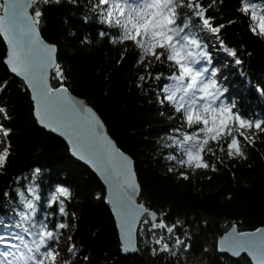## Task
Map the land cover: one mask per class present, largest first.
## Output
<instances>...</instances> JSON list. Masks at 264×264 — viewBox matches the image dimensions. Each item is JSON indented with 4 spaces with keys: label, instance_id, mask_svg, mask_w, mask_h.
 Wrapping results in <instances>:
<instances>
[{
    "label": "trees",
    "instance_id": "obj_1",
    "mask_svg": "<svg viewBox=\"0 0 264 264\" xmlns=\"http://www.w3.org/2000/svg\"><path fill=\"white\" fill-rule=\"evenodd\" d=\"M203 3L207 6L209 0ZM241 7V0H216L207 12L214 18V25H226L218 35L211 36L213 47L221 53L218 82L228 89L224 95L229 102L235 98L242 114L264 116V95L257 91L258 87L264 89V40L250 31L247 15L238 11ZM41 10L39 31L44 40L56 46V62L64 72L61 82L51 70V86L63 83L94 108L118 148L134 161L140 185L138 201L158 216L166 214V223L181 221L182 225L171 237L164 230L155 232L157 239L164 236V243L176 252L175 256L159 251L153 233L142 234L139 230L138 252H122L104 185L71 154L64 140L38 125L26 85L10 73L5 63L7 49L2 36L0 85L8 83L0 91V107L11 119L1 123L11 132L3 137L9 156L0 167V225L14 223L10 216L23 207L17 189L29 196V187H35L40 197L33 200L34 220L46 219L50 226L58 219L67 222V217L59 216L57 205L48 206L55 187L67 186L71 198L66 201V211L76 212L70 243L77 245V254L69 255L65 264H251L245 254L233 258L220 253L216 242L231 226L244 231L264 225V134L256 137L255 144L243 148V158H229L226 151L220 153L217 145L211 144L222 161L217 163L216 171L204 169L205 174L187 179L164 173L162 168L168 164L165 156L170 152L165 134L170 131L169 124L180 121L161 115L154 90L137 87L143 84L138 75L145 71V64L136 62L139 50L132 42L112 44L107 37L101 38L99 31L106 26L99 23L89 0H53ZM196 24L199 21L194 19L192 31ZM221 40L238 50L241 65H235L219 50ZM122 53L126 59L117 63ZM164 65L155 71L167 74L168 62ZM166 111L172 113L173 109L168 107ZM216 156H210V162H216ZM36 168L41 172L33 179ZM185 233L190 237L186 240L190 247L174 248L175 237L185 239Z\"/></svg>",
    "mask_w": 264,
    "mask_h": 264
},
{
    "label": "snow or ice",
    "instance_id": "obj_2",
    "mask_svg": "<svg viewBox=\"0 0 264 264\" xmlns=\"http://www.w3.org/2000/svg\"><path fill=\"white\" fill-rule=\"evenodd\" d=\"M52 2L0 0V36L9 49L5 63L12 73L22 77L24 84L31 90L38 123L67 137L73 154L92 165L104 177L109 189L106 202L112 205L118 219L122 250H135L132 248L133 233L139 225L140 233H153V242L160 245L159 251L170 252L175 256L176 252L164 243V236L157 239L155 232L164 230L171 237L182 222L168 224L165 222L166 214L158 216L157 212L136 203L139 185L136 183L133 161L104 134L103 124L91 108L68 95L63 83L56 88L49 84L50 69L54 70L56 79L61 82L64 80L61 65L56 62V46L45 43L39 31L43 15L41 7ZM71 2L76 3L77 0ZM215 3L216 0H209L205 6L203 0H187L185 6L184 0H89L99 23L106 26L99 31V36L107 37L112 44L132 42L139 50L136 62L145 64L147 76L139 77L143 84L137 87L154 90L161 115H170L172 120L180 121L179 124L168 125L170 131L165 136L166 147L170 152L165 158L181 166L210 168L212 171H216L217 163H222L216 151H226L229 158H243V148L255 144L256 137L264 134V116H245L236 107L235 98L231 102L227 100L224 94L228 89L218 82L219 68L212 66L213 55L208 51V44L191 30L194 19L199 21L202 30L213 35H218L226 27L223 24L214 25V18L207 15ZM251 3L252 0H241L242 7L238 11L250 13L253 21L250 31L264 35V14L254 5L250 7ZM111 29L118 31L113 32ZM219 50L232 58L235 65L243 63L238 50L229 48L222 40ZM149 57L154 58L156 63L147 64ZM125 59L122 53L117 63ZM165 61L168 62L167 74L156 72L158 66H165ZM7 83L4 81L0 85V91ZM257 91L264 95V89L258 87ZM168 107L173 109L172 113H167ZM10 119L6 110L0 107V121ZM10 132L0 123V134L4 138L9 137ZM213 143L217 145L216 151L211 147ZM8 156L9 149L5 148L0 153V167L6 163ZM210 156H216V162H210ZM173 170L169 168L170 172ZM40 172L41 169L36 168L33 179ZM181 178L187 179V176L182 173ZM27 192L32 194L31 199L17 189L26 209L19 213V222L15 225L20 232L11 235L0 233V249H9L7 252L0 251V264H56L57 256L62 251L58 247L60 237L67 223L58 219L50 226L46 219L34 220L36 207L33 200H39L40 197L35 187H29ZM4 196L8 197L9 193L5 192ZM70 198L69 187L56 186L48 206L57 205L59 216L67 217L66 201H70ZM143 216L148 219L142 220ZM187 239H190L187 233L185 239L176 236L173 247L186 250L190 247L186 243ZM21 247L27 253L20 251ZM76 249L77 245L70 243L67 252L70 256L76 255ZM219 250H226L233 256L247 252L256 264H264V229L237 232L233 227L221 239ZM83 259L87 260V257Z\"/></svg>",
    "mask_w": 264,
    "mask_h": 264
},
{
    "label": "rangeland",
    "instance_id": "obj_3",
    "mask_svg": "<svg viewBox=\"0 0 264 264\" xmlns=\"http://www.w3.org/2000/svg\"><path fill=\"white\" fill-rule=\"evenodd\" d=\"M184 4L185 6L187 5V0H184ZM255 6L256 8L260 9L261 10V14H264V0H252V3L250 4V7L251 6ZM248 19H249V23L250 25L253 24V21L251 20L250 18V13L246 14ZM192 30V28H191ZM194 32L205 42L208 44V51H210L213 55V65L214 67H218V62H221L220 61V58H221V53L215 49V47H213V39H212V34L206 30H202V26L199 24H196L195 26V29H194ZM257 33L259 34V32L257 31ZM261 38L264 40V35H261ZM155 62V59L152 58V57H149L148 60L146 61L147 64H151V63H154ZM167 62V61H165ZM140 76H147V73L146 71L140 73L138 75V81H140L139 77ZM220 78V73H218V76H217V79ZM155 96H156V93H155ZM156 99H157V96H156ZM1 123V121H0ZM6 148V142L5 140L3 139V136L2 134H0V153H3L4 149ZM168 161V160H167ZM173 168L174 170L173 171H169V168ZM163 172L166 173V174H171L173 177H181V174H185L187 177H191V178H195V177H199L203 174H205V170L204 169H195L194 167H185V166H181L179 164H176L175 162H172V161H168V164L163 166L162 168ZM26 198L28 199H31L32 195H25ZM22 199V198H21ZM23 211H26V209L24 208V204H23V207L21 210H18L16 215L14 216H10V218H13L12 221L14 223H10V224H2L0 225V233H5V234H14V233H19L20 232V229L19 228H16L15 225L16 223L19 222V213L20 212H23ZM76 216V212L74 211H69L68 212V215H67V228L65 229V231L62 233L61 237H60V241H59V245L58 247L62 249V251L59 253V255L57 256V259H56V264H65V262L68 261L69 259V254L67 252V249H68V246L70 244V240H69V237H70V234L72 232V229H73V220H74V217ZM145 216L142 217V220ZM148 218V217H147ZM14 224V225H13ZM26 226V225H25ZM139 230V228H138ZM26 239L30 240L31 238L30 237H26ZM0 251H9V249H0ZM13 252H15L16 250H11ZM20 251H23L25 253H27V250L22 248L20 249ZM9 259H11V257H9Z\"/></svg>",
    "mask_w": 264,
    "mask_h": 264
},
{
    "label": "water",
    "instance_id": "obj_4",
    "mask_svg": "<svg viewBox=\"0 0 264 264\" xmlns=\"http://www.w3.org/2000/svg\"><path fill=\"white\" fill-rule=\"evenodd\" d=\"M30 12H31V9L29 10ZM2 13V12H1ZM40 35H41V33H40ZM3 38V37H2ZM41 38H42V36H41ZM43 39V38H42ZM4 40V39H3ZM44 40V39H43ZM4 42H5V44H6V49H7V53H6V59H7V56H8V45H7V43H6V41L4 40ZM44 42L45 43H47V44H50V45H54V44H52V43H49V42H47L46 40H44ZM57 49V48H56ZM56 54H57V52H56ZM5 59V60H6ZM7 65V64H6ZM7 67H8V69H9V71H10V73L11 74H13L14 76H16V77H18V78H20V79H22V77H19V76H17L15 73H12L11 72V70H10V68H9V66L7 65ZM50 77H51V69L49 70V84H50V86H51V83H50ZM23 80V79H22ZM27 87V86H26ZM52 87V86H51ZM53 88H56V87H53ZM28 89V88H27ZM28 91H29V94H30V98H31V100H32V102H33V113H34V111H35V102H34V100L32 99V92H31V90L30 89H28ZM68 95H70L73 99H75V100H79L80 102H82L84 105H86L87 107H89V108H91L92 109V111L96 114V116L99 118V120L101 121V123L103 124V131H104V134H106L112 141H113V143L115 144V146L118 148V146H117V144H116V142L111 138V136L109 135V133H108V131H107V129H106V126H105V124H104V122L102 121V119L100 118V116L97 114V112L94 110V108H92L91 106H89L83 99H81V98H79V97H76V96H74L69 90H68ZM34 117H35V115H34ZM36 118V117H35ZM36 120H37V118H36ZM37 123H38V121H37ZM38 125L39 126H41V127H43L42 125H40L39 123H38ZM45 128V127H44ZM45 129H47L48 131H50V132H52L53 134H55V135H57L59 138H61L62 140H64L65 142H66V144L68 145V147H69V149H70V152H71V154L76 158V159H78L79 161H81L82 163H84V164H86L91 170H92V172L99 178V180L102 182V184L104 185V188H105V200L107 199V197L109 196V189H108V184L105 182V179H104V177L102 176V175H100V173L92 166V165H90L89 163H87L85 160H81V159H79L77 156H75L74 154H73V151H72V145L69 143V141H68V138L67 137H65V136H62V135H60L59 133H57V132H53V131H51L50 129H48V128H45ZM123 152V151H122ZM125 155H127L132 161H133V159L127 154V153H125V152H123ZM133 171H134V174H135V179H136V183L139 185V183H138V180H137V175H136V172H135V166H134V161H133ZM139 195H140V185H139V192L136 194V196H135V201H136V203L137 204H142V203H140L139 201H138V197H139ZM107 203V202H106ZM108 204V206H109V208H110V210H111V213H112V215H113V217H114V220H115V222H116V227H117V232H118V238H119V241H120V244H121V250H122V236H121V232H120V228H119V222H118V219H117V217H116V215H115V212H114V210H113V207H112V205L111 204H109V203H107ZM233 227H235V226H231L228 230H226L225 232H223L218 238H217V242H216V246H217V250L220 252V253H226V254H228L229 256H231V257H233V258H238V257H240L241 255H243V254H245L247 257H248V259L250 260V262H251V264H256V261H254L253 260V258L247 253V252H241V254H240V256H233L230 252H228V251H220L219 249H220V241H221V239L223 238V237H225V236H227L230 232H231V229L233 228ZM138 228H139V225L137 226V228L135 229V231H134V233H133V244H132V248H134L135 250H129V251H123L122 250V252L123 253H130V254H135V253H137L138 251H137V233H138ZM236 228V227H235ZM259 229H264V225H262V226H260V227H258ZM258 228H256V229H258ZM256 229H254V230H244V231H239V230H237V228H236V231L237 232H255V230Z\"/></svg>",
    "mask_w": 264,
    "mask_h": 264
}]
</instances>
